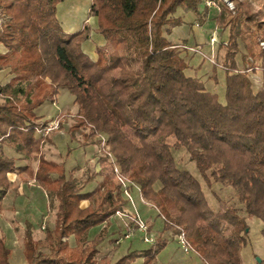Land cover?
<instances>
[{"label": "trees", "instance_id": "obj_1", "mask_svg": "<svg viewBox=\"0 0 264 264\" xmlns=\"http://www.w3.org/2000/svg\"><path fill=\"white\" fill-rule=\"evenodd\" d=\"M64 1L0 0V46L5 49L0 71L10 75L0 84V214L10 175L33 179L56 201L54 226L44 228L42 242L35 239L33 224L24 222V264H98L109 221L128 203L124 182L134 184L144 203L157 211L162 233L182 235L203 264H241L246 220L262 223L264 239L263 22L248 3L235 2L231 11L223 0H208L218 11L207 20L220 32L211 63L225 73L220 103L185 75V52L208 58L168 38L183 25L175 16L178 9L193 13L197 23L206 21L208 7L199 12L203 0H91L90 15L106 41L96 47L95 61L81 49L88 27L66 33L57 20V6ZM257 73L258 86L252 79ZM63 90L77 107L69 133L81 132L82 148L100 146L105 136L112 159V174L90 191L84 190L97 174L86 173L82 180L72 172L66 175L61 164L41 156L45 137L35 138L36 130L46 126L35 110L54 104ZM167 129L175 134L173 144L157 138ZM141 135L153 140L139 147L135 137ZM1 147L22 158L8 157ZM180 150L200 180L177 166L174 153ZM30 160H36L35 169L16 163ZM214 185L231 189L238 203L213 210L204 187ZM83 201L88 205L83 207ZM165 246L159 236L150 248L113 264H155ZM11 254L0 236V264H9Z\"/></svg>", "mask_w": 264, "mask_h": 264}, {"label": "rangeland", "instance_id": "obj_2", "mask_svg": "<svg viewBox=\"0 0 264 264\" xmlns=\"http://www.w3.org/2000/svg\"><path fill=\"white\" fill-rule=\"evenodd\" d=\"M68 1V0H66ZM72 1V7L70 13H74L76 7H80L81 3L85 5H90L89 10L92 4L91 0H70ZM208 0H203V3L199 6V12L204 10L205 2ZM218 4V0H213ZM65 2V1H64ZM235 2L248 3L252 8V12L256 15L257 20H260L264 24V0H226L224 2L229 10L233 11V4ZM77 5V6H76ZM231 6V7H230ZM62 9V7H61ZM86 14V19L82 25L88 27L87 35L88 39L85 42L94 44V53L97 59L96 47H103L106 44L105 39L97 33L98 21L97 18L90 15V12ZM62 12V10H61ZM218 13L217 8L215 9L208 7V17H205L206 21L203 24L201 22H196L195 15L190 12H185L182 9H178L175 13V16L181 17L183 25L175 28L170 36L168 37L174 43H181L186 45V47H195L202 51L203 56L209 59V55L213 52L211 61L215 62L216 60V50L218 45V28H216L212 20H207L210 17H213ZM207 16V15H206ZM65 17V16H63ZM80 15L75 18V23L80 19ZM92 18H94L95 24L93 23ZM4 21V17L0 16V24ZM197 23L195 28L194 24ZM76 25H71L69 28L73 29ZM80 29V30H82ZM79 30V31H80ZM216 38V43L211 44L210 38ZM226 37V34H223V39ZM82 43V45H83ZM81 45V49H82ZM208 46V47H207ZM83 51V50H82ZM215 52V53H214ZM224 51H221L220 57H222ZM87 55V54H86ZM88 56V55H87ZM188 67L185 69V75L195 78L200 87L207 92L217 95V99L220 103L225 101L224 98V71L220 69V66H213L208 59L203 60L202 57L197 54L184 53ZM89 57V56H88ZM219 57V58H220ZM90 58V57H89ZM91 59V58H90ZM96 59H91L95 61ZM212 62V63H213ZM241 67V65H239ZM2 71V70H1ZM6 71V70H5ZM8 72V70L6 71ZM260 74H255L252 76V79L255 81L254 84L257 86L261 82ZM1 102V101H0ZM35 113L38 117H41L39 124H48L49 122L55 120L56 118L60 119V127L58 130L50 132L48 135L36 134L35 138L39 137H53V143L45 139L41 143V151L43 156L49 160H54L61 164L67 175L71 173L80 180L84 179L83 176L87 173L99 175V180L101 182L104 176L111 175V166L112 159L106 155L107 147L104 145L106 139L105 136L101 137L102 143L100 146H95V150L89 153H86L88 160L85 161L84 151L80 147V141L82 140L81 132L75 131L69 133V128L74 125L77 118V107L73 103V96L69 92L63 90L59 93L56 98V102L53 104L44 103L42 106L35 110ZM48 118L47 120L45 119ZM59 131V132H58ZM157 138L165 140L169 144L175 142V134L171 130H165ZM52 139V138H51ZM153 138L137 136L135 137V142L139 147H142ZM3 153L8 157L15 159L22 158L17 152L11 148L1 147ZM90 154L92 155L90 158ZM96 154V157L94 156ZM42 156V157H43ZM177 166L180 169L188 170L195 178L200 180L199 173L195 168L194 164L187 160V156L183 150L177 151L174 153ZM17 164L19 163L16 162ZM27 164H31L35 168L37 162L36 160L26 161ZM11 182L13 183L11 190L2 205V212L0 214V236H4L7 246L12 250V254L9 258V264H24L23 257V230L24 222L29 221L34 226V237L36 240L42 242L45 238L44 228H53L55 213H56V201L53 197H47V205L43 198L44 192L39 188L33 189L30 194H26V190L23 188L24 184H20L19 180L15 178L14 175L9 176ZM115 184L118 183L116 177L113 178ZM94 184V180L89 183L91 187ZM28 186H33V182L28 183ZM134 184L129 182H124L121 190H125V198L128 201L127 210L125 212H119L115 216L121 223L123 227L117 234H113L109 239L113 242L108 243L106 241L104 248L100 249V256L98 257V264H113L120 257L132 252V251H141L146 250L152 246V244L143 242L144 233L139 229L133 230L134 232L128 236L124 237L123 234L127 230H132L131 228L136 225V221L140 220L147 224V221H151L152 230H149L151 236L156 240L159 237V231H161V219L157 217L156 212L148 204L141 202L137 197V192L134 190ZM133 188V189H132ZM27 189V188H26ZM129 195L131 197H129ZM204 195L209 204V206L217 211L228 206H235L238 201L235 194L229 188H221V186L214 185L211 190H207L204 187ZM132 199V201L130 200ZM132 204H131V203ZM86 202L82 203V206L85 207ZM128 208L130 212L128 213ZM138 215V216H136ZM138 219V220H137ZM148 219V220H147ZM151 219V220H150ZM115 222L112 220L111 223ZM247 230L244 236V242L240 247L239 256L241 264H264V239L261 236L262 223L257 219H248L246 220ZM149 222L147 226L151 225ZM118 230V228H116ZM162 239L166 240V246L159 254L155 264H203L197 258L194 253L190 250L184 252L182 246L179 242L177 236L174 235H163ZM45 253H48L47 247H40ZM259 261V262H258ZM139 262V261H138ZM193 262V263H192ZM137 264V263H135Z\"/></svg>", "mask_w": 264, "mask_h": 264}, {"label": "crops", "instance_id": "obj_3", "mask_svg": "<svg viewBox=\"0 0 264 264\" xmlns=\"http://www.w3.org/2000/svg\"><path fill=\"white\" fill-rule=\"evenodd\" d=\"M81 6L79 7H76V9L74 10V13H76V14H71L70 13V10L69 9H71V7H72V1H70V0H68V1H65V2H62V3H60L58 6H57V12H56V17H57V20L59 21V23H60V25H61V27H62V29H63V31L64 32H66V33H74V32H76V31H79L80 29H82V27H83V23L85 22V21H87V17H86V14L88 13V10H89V6L90 5H85V4H83V3H81L80 4ZM77 6V5H76ZM61 7H62V9H61ZM61 10H62V12H61ZM81 16L80 17V19H79V21L77 22V23H75V18H77L78 16ZM63 16H65V17H63ZM92 20H93V23L95 24V26H96V23H95V20H94V18H92ZM71 25H76L73 29H70L69 27L71 26ZM195 26V25H194ZM197 27V25L195 26V28ZM208 47V46H207ZM82 50H83V53H85V54H87L91 59H96V56H95V53H94V44H90L89 43V41L88 42H85V43H83V45H82ZM5 52V49L3 48V47H1L0 46V53H4ZM199 54L201 55V52H199ZM202 54H204V53H202ZM202 56V55H201ZM213 56V52H211L210 53V55L208 56L209 57V62L210 63H212L211 62V57ZM9 79H10V75H8V73L5 71V70H2V71H0V84H4V83H7L8 81H9ZM54 105V104H53ZM45 119L47 120L48 118H46L45 117ZM59 132V131H58ZM52 138V139H51ZM50 138V142H52L53 143V137H51ZM82 148V147H81ZM83 149V151H84V157H85V161L87 162V158L86 157H88V155H86V153H89V152H92V151H94L96 148H95V146H91V147H86V148H82ZM42 152L43 151H41V156H43V154H42ZM91 154H90V158H91ZM95 157H96V154L94 155ZM43 158L46 160V161H51V162H54V163H57V164H59L58 162H56V161H54V160H49V159H47V158H45L44 156H43ZM24 164H27L26 163V161H19V163L17 164V165H24ZM35 168H36V166H35ZM34 168V169H35ZM70 172H72V170L70 171ZM73 173V172H72ZM66 175H67V173H66ZM74 175H76V174H74ZM73 175V177H75ZM15 176V178L17 179V180H19V183L20 184H24V186H23V188L27 191L26 192V194H30V192H32L33 191V189H35L36 187L37 188H39L40 190H42V192H44V196H43V198H44V200H45V203H46V205H47V197H48V195H47V193L42 189V188H40L39 187V185L36 183V182H34V180L32 179H26V180H21V179H19L16 175H14ZM52 177H55V175H52ZM99 175H96V177H95V179H94V184L90 187L89 186V184L86 186V188H85V190L84 191H90V190H92L95 186H96V184L97 183H99V182H97L98 180H99ZM30 182H33V186H28V183H30ZM12 185H13V183H12ZM12 185H11V187H12ZM11 187H10V189H9V191H8V193H7V195L9 194V192H10V190H11ZM135 188H134V190H136V192H137V197H138V199L141 201V202H143V200L141 199V197H140V195H139V192H138V188L136 187V186H134ZM27 188V189H26ZM133 189V188H132ZM7 195H6V197H7ZM5 197V198H6ZM129 197H131L130 195H129ZM5 200V199H4ZM3 200V201H4ZM130 200L132 201V199L130 198ZM83 202H86L87 203V205H88V202L87 201H83ZM82 202V203H83ZM131 203V202H130ZM132 204V203H131ZM3 205V204H2ZM86 205V206H87ZM128 205V204H127ZM127 205L123 208V210L121 211V212H125L126 213V210H127ZM155 212H156V215H157V217H158V213H157V211L155 210ZM128 213L129 214H133L132 212H130V210H129V208H128ZM136 216H138V215H136ZM160 218V217H159ZM161 219V229L163 228V220H162V218H160ZM112 220H115V222H113V223H111L112 222ZM148 220V219H147ZM151 220V219H150ZM148 222L151 224V221H147V224H148ZM121 223L119 222V220L116 218V216H113L111 219H110V221H109V224H108V227H107V229H108V233H109V235H108V238H110V236H112L113 234H117V232L118 231H120V229H122L123 227L120 225ZM149 226V225H148ZM151 226H152V224H151ZM153 227V226H152ZM116 228H118V230L116 229ZM160 229V230H161ZM151 230H152V228H151ZM150 230V231H151ZM95 232V231H94ZM93 233V232H92ZM159 236H163V235H171V233L170 232H163L162 233V230L161 231H159ZM178 237V236H177ZM106 241H108V243H111V242H113V240H111V239H107ZM106 241L104 242V243H102L101 244V246H100V248L99 249H101L102 247L104 248V245H107V244H105L106 243ZM161 253V252H160ZM159 253V254H160ZM194 253V252H193ZM194 255L197 257V255L194 253ZM159 256V255H158ZM157 256V257H158ZM101 258H103L104 256H100ZM159 258V257H158ZM198 258V257H197ZM193 263V262H192ZM202 263V262H201Z\"/></svg>", "mask_w": 264, "mask_h": 264}, {"label": "built area", "instance_id": "obj_4", "mask_svg": "<svg viewBox=\"0 0 264 264\" xmlns=\"http://www.w3.org/2000/svg\"><path fill=\"white\" fill-rule=\"evenodd\" d=\"M223 1L226 2V0H223ZM205 6L215 8L217 5L212 1H206ZM210 43L211 44L216 43V38L214 36L210 38ZM190 50H192V49H190ZM211 62H213V61H211ZM59 122H60V119L56 118L55 120L46 124L45 127L38 128L36 130V133L43 135V136L48 135L50 132L59 129V127H60ZM126 195H128V194L126 193ZM136 225L137 226H134L131 228L132 230H127V232L124 234V237L130 236L134 232L133 230L139 229L140 231H142L144 233L143 242H145V244L146 243L153 244L155 242V239L153 236L150 235L147 224L138 220V221H136ZM178 239H179V242H180L184 252H187L188 250H190L188 244H186L187 242H185L182 235L178 236Z\"/></svg>", "mask_w": 264, "mask_h": 264}, {"label": "water", "instance_id": "obj_5", "mask_svg": "<svg viewBox=\"0 0 264 264\" xmlns=\"http://www.w3.org/2000/svg\"><path fill=\"white\" fill-rule=\"evenodd\" d=\"M259 262V261H258Z\"/></svg>", "mask_w": 264, "mask_h": 264}]
</instances>
